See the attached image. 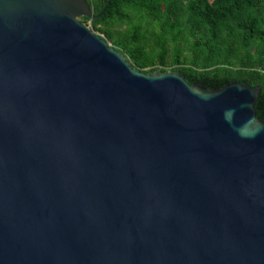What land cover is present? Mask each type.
Wrapping results in <instances>:
<instances>
[{"label": "water", "instance_id": "water-1", "mask_svg": "<svg viewBox=\"0 0 264 264\" xmlns=\"http://www.w3.org/2000/svg\"><path fill=\"white\" fill-rule=\"evenodd\" d=\"M110 1L0 0V264H264L260 87L136 68Z\"/></svg>", "mask_w": 264, "mask_h": 264}, {"label": "trees", "instance_id": "trees-1", "mask_svg": "<svg viewBox=\"0 0 264 264\" xmlns=\"http://www.w3.org/2000/svg\"><path fill=\"white\" fill-rule=\"evenodd\" d=\"M94 14L106 0H87ZM90 22L144 72L176 69L189 83L259 86L264 119V0H111Z\"/></svg>", "mask_w": 264, "mask_h": 264}, {"label": "rangeland", "instance_id": "rangeland-1", "mask_svg": "<svg viewBox=\"0 0 264 264\" xmlns=\"http://www.w3.org/2000/svg\"><path fill=\"white\" fill-rule=\"evenodd\" d=\"M89 26H92V24L90 23V22H88L87 23ZM93 30L96 32V33H99L100 34V32L98 31V30H95L94 28H93Z\"/></svg>", "mask_w": 264, "mask_h": 264}]
</instances>
